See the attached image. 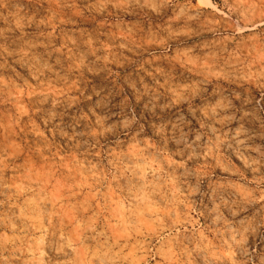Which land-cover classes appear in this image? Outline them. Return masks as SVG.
I'll return each mask as SVG.
<instances>
[{"label":"rangeland","instance_id":"1","mask_svg":"<svg viewBox=\"0 0 264 264\" xmlns=\"http://www.w3.org/2000/svg\"><path fill=\"white\" fill-rule=\"evenodd\" d=\"M0 264H264V0H0Z\"/></svg>","mask_w":264,"mask_h":264}]
</instances>
